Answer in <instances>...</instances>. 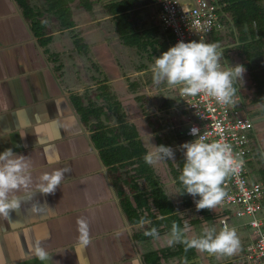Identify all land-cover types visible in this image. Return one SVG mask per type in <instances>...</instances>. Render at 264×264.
Returning a JSON list of instances; mask_svg holds the SVG:
<instances>
[{
	"label": "crops",
	"instance_id": "1",
	"mask_svg": "<svg viewBox=\"0 0 264 264\" xmlns=\"http://www.w3.org/2000/svg\"><path fill=\"white\" fill-rule=\"evenodd\" d=\"M155 6L153 4V9ZM72 18L73 26L59 29L58 35L51 32L50 41L40 44L18 1L0 0V153L11 148L17 154L29 156L33 164L34 179L31 189L34 195L31 199L27 198L23 191L17 193L23 198L20 210L11 212L8 219H0V264H41L32 254L37 242L52 255L51 264L226 263L222 262L223 255L209 254L194 248L189 259L169 254L183 245L167 244L173 221L181 223V228L184 227L185 221L179 216V208L167 195V191H164L158 177L156 180L159 187L174 207L167 215L171 217L170 227L165 226L163 221L154 226L159 232L158 238L146 236L144 233L150 223L141 225L140 221L134 222L123 211L119 184L114 179L110 165L100 156L99 148L93 139V129L82 121L72 99L73 95L84 96L87 88L80 86L77 78L75 82L79 81L76 82L79 83V87L73 88L72 76L68 75L67 71L59 73L57 71L59 67L52 64L54 60L50 58L51 52H47L55 42L53 36L61 47L62 41L67 39L64 37L66 33L62 31L72 29L76 30L77 34L72 40L81 39L78 43L73 41L76 52H83L85 56L91 51L98 59L102 52L105 53L107 49L113 50L110 43L113 41L109 30L97 29L94 26L85 27L83 22H78L75 12H72ZM102 18L109 20L113 25V38L118 37L120 43L124 44L115 31L111 15L106 10ZM90 21L88 26L95 23L97 26V19L91 18ZM216 36L219 35H213L212 43H218ZM100 46L102 48H99ZM110 57L111 60L114 59L113 51L108 59ZM102 58L105 57L101 56ZM110 62L101 64L107 67ZM109 67L113 68L112 64ZM99 83H109V78L92 84V87L99 88ZM163 110L164 107H160L155 112L158 114ZM133 123L136 124L140 139L146 147L144 135L149 132V127L142 123L141 130L136 122ZM166 130H169L165 134L167 139L179 141L177 144L180 146L187 142L179 129ZM167 146L170 147L171 144ZM257 158L259 157L256 156ZM170 163L172 164L171 161ZM257 164L254 159L252 167L255 169ZM63 167L69 168L70 171L65 173V180L54 194L37 192L35 181L43 172ZM256 170L261 180L264 171L261 172L260 169L254 171ZM172 177L175 179L173 174ZM252 178L258 179L256 175ZM143 181L144 184L141 181H131V184H126L128 189H125V183H122L124 193L132 203L133 196L141 195L147 190L145 189L147 180ZM175 181L179 182L176 179ZM133 183L135 187L131 188L130 185ZM33 204L43 211L34 213ZM191 204L188 206L183 204L181 210H189ZM214 210L218 211V206ZM139 211L147 213L142 208ZM202 211L205 213L204 219H210L206 217L211 211L207 212L208 209ZM80 217L88 218L92 240L83 248L78 244L77 219ZM153 218L145 219L151 222ZM215 220L214 228L220 230L217 216ZM196 221L194 219L187 223L189 225L187 232L192 233L191 238L197 237L194 233L198 227ZM238 222L237 219L236 221L231 219L232 227H243L248 236L247 243L250 240V230L237 224ZM199 224L202 228L210 227L204 220ZM214 259L219 261L212 262Z\"/></svg>",
	"mask_w": 264,
	"mask_h": 264
},
{
	"label": "clouds",
	"instance_id": "2",
	"mask_svg": "<svg viewBox=\"0 0 264 264\" xmlns=\"http://www.w3.org/2000/svg\"><path fill=\"white\" fill-rule=\"evenodd\" d=\"M218 47L216 43L202 41L177 42L155 58L151 69L153 83L179 86L184 96L204 95L213 98L221 106L233 105L238 91L235 85L242 82L246 69L239 64L224 69L220 62L223 52ZM190 135L196 139L180 146L183 149L184 164L178 177L183 187L179 194L192 196L198 211L213 210L225 200V181L238 173L243 161L238 159L231 145L223 138L207 142L205 135L195 126L190 129ZM154 149L144 156L146 164L154 166L162 161L175 162L172 147L160 145L154 146ZM69 171V168L63 167L43 172L35 181L37 192L54 194L65 180V173ZM33 184V164L29 156L17 154L11 148L0 153V219H8L11 212L20 210L23 198L17 193L23 191L31 199L34 195L31 191ZM32 211L36 213L43 209L33 204ZM147 223L150 221L141 218V225ZM188 230L187 222L183 228L173 223L167 244L173 246L182 243L186 248L224 256H231L240 248L236 229L227 224L219 232L214 227L204 228L199 237L191 239L186 238ZM77 231L79 246L87 247L92 242L88 218L77 219ZM144 234L159 237L155 227ZM32 254L41 264L52 262V255L40 242L36 243Z\"/></svg>",
	"mask_w": 264,
	"mask_h": 264
},
{
	"label": "rangeland",
	"instance_id": "3",
	"mask_svg": "<svg viewBox=\"0 0 264 264\" xmlns=\"http://www.w3.org/2000/svg\"><path fill=\"white\" fill-rule=\"evenodd\" d=\"M76 2L77 0L71 2V7L72 12L76 13L78 22H83L82 24L88 28L94 26L97 29L104 28L105 30H109L108 32L111 34L110 38L113 41L110 43L113 47L112 51L114 59L112 58L113 60H111V57L108 59L112 54L110 49H107L105 53L102 52L98 56V59L97 55L91 51H89V55L86 56L83 52L77 53L72 40V37H76L77 34L75 33L76 30L74 31V29H72L67 32L62 31V33H66L64 37H67V39L62 41L61 47L58 40H55L53 36V41L55 42L48 48L52 53L50 58L51 60H54L52 64L59 67L57 70L59 73L62 74L67 71V74L72 76L71 78L74 79V82H71L73 88L79 87V83H76L79 81L80 86L85 87V89L87 88L85 90V95L82 96L83 103L85 105H100L102 107L99 117L100 120L98 121L103 125L107 127L115 126L119 116H122L125 121L136 122L139 127H141L142 123L147 125L149 127V132L144 135V139L146 140V154L148 151H154V146H158L156 142L157 136H160L163 140L167 139L165 134L169 132V130L164 128L162 122L168 118L167 114L169 111L167 107L169 104L167 100L169 101L172 95H174L173 91L170 90L166 84L162 83L156 85L153 83V73L151 69L155 58L159 56L155 53H149L144 50L137 51L134 47L121 44L118 37L113 38V25L109 20L102 18L105 14L102 1L93 4L90 10L76 6ZM258 3H260L264 10V0H258ZM155 7L154 10L155 13H157V6ZM46 16L47 14L44 13L43 17ZM230 17L227 19L229 20ZM91 18L97 19V26L96 23L93 25L90 24V26L87 25L91 22ZM59 29L64 28H58V25L54 24L51 32H54V35H58ZM237 32L238 29L236 30L232 21L226 22V28L221 34V39L217 40L218 43L216 44L219 46L218 50L223 52L221 61L223 62L224 69L237 64L243 65L246 69L242 82H238L236 85L242 90L245 100L254 107L253 113L257 117L260 150L257 155L259 158L255 159V164L258 162L255 169H260L262 172V170L264 171V98H261L258 101H254L253 99L260 93V87L262 91L264 90L262 85V79L264 76L255 73L258 69L257 67L260 57L257 55L252 59L249 58L245 52V43L234 37V35H237ZM99 48L102 47L100 46ZM101 56L105 58L101 59ZM108 62L112 64L113 68L109 67L110 64L107 65V67H104L105 65L101 64ZM98 63H100V65ZM75 78L79 81L75 82ZM105 78H109V83H106V85L108 86V92L112 95H106L101 88L96 86L94 88L92 87V84L103 82L105 81ZM100 84L101 83H99V85ZM98 93L101 96L97 95ZM160 107H164V110L157 114L155 111ZM251 109L252 108H250V110ZM90 123L96 124V120L92 117ZM170 141V147L173 148L175 153V162L169 160V162H172V165H170L168 161H162L154 166L150 165V167H152L155 177H158V180L163 185L164 191H167V195L179 208V216L184 218V221L187 223L192 222L194 219L197 220L196 223H198V227L195 228L196 231L194 233L197 234L198 237L204 229L199 224L200 221L204 220L210 225V227H215L214 224L216 223V220L215 217L204 219L205 213L202 210L198 211L196 209L193 197L187 193L179 194L183 191V187L179 182L173 179L171 166L175 167V165H177L178 157L183 153V149L177 144L179 141H174L172 139H170ZM255 169L252 167L251 177L256 175L257 178L260 179L259 172L257 170L254 171ZM121 171L125 177L134 173L133 168L130 166L122 167ZM143 180V178H136L134 181H141L142 184H144ZM261 180L264 182V174H261ZM146 184L147 183H145V185ZM125 189H128V185L126 184ZM187 196L193 200L191 207L189 210H181L183 208V200ZM209 211L214 213L215 210H208L207 212ZM233 220L236 221L235 218H233ZM235 229L240 239V248L231 256L223 255L222 262L232 261L234 264H238L237 256L243 250V246H245L248 236L244 232L243 227H236ZM216 231L219 232L218 229ZM191 234L192 233L187 232L185 235L190 239L192 237ZM174 248L176 247H173V249ZM180 260L183 262L182 258H180ZM217 261L219 260H212V262Z\"/></svg>",
	"mask_w": 264,
	"mask_h": 264
},
{
	"label": "trees",
	"instance_id": "4",
	"mask_svg": "<svg viewBox=\"0 0 264 264\" xmlns=\"http://www.w3.org/2000/svg\"><path fill=\"white\" fill-rule=\"evenodd\" d=\"M17 1L40 44H46L50 41L52 37L51 29L54 24L58 25V28H69L74 25L71 8V2L74 0ZM98 1L103 2L104 9L111 15L115 31L124 44L135 47L137 51L144 50L158 56L171 47V35L164 31L155 20L154 0H77L76 6L90 10L93 4ZM226 2L224 9L231 16L229 21H232L236 30L238 29L237 35H234L235 39L245 43V52L250 59L257 55L260 57L258 69L255 73L264 76L263 8L258 0H226ZM44 13L47 14L46 17H43ZM215 39L220 40L221 36H216ZM78 40L81 39L74 38L73 41L78 43ZM48 51L49 49H47ZM262 85L264 87V77ZM99 88L103 89L102 91L106 95H112L108 92L106 84H100ZM259 90L260 93L253 99L254 101L264 98V90L262 91L261 87ZM81 97L73 95L72 99L82 121L93 129V139L99 148L100 156L106 164L110 165L114 179L119 184L118 190L122 196L121 205L127 217L134 222L140 221L141 218L154 217L147 230L163 221L166 224L165 226L170 227L172 225L169 223L171 217H167V215L173 211L174 207L159 187L152 167L144 161L146 147L140 139L136 124L125 121L122 116H119L115 126L107 127L98 121L100 120L102 107L100 105H85ZM92 117L96 120V124L90 123ZM156 141L158 146H167L171 143L169 139L164 141L160 136H157ZM183 164L184 156L180 155L177 165L175 167L171 166L172 174L178 181ZM170 165L172 164L170 163ZM126 166L133 168L134 173L125 177L121 168ZM135 178L147 180V188H145L147 190L142 192L141 195L133 196L134 203H132L129 197L125 195L122 183L129 185ZM130 186L131 188L135 187L134 183ZM196 199H199V197H196ZM191 203V198L186 197L183 200L185 206ZM140 208L145 209L147 213L140 212ZM219 213V211L209 213L206 218L215 217ZM178 225H181V223ZM192 249L186 248V245L183 244L176 251L169 254L180 255L189 259L193 254ZM223 264H233V262L229 261Z\"/></svg>",
	"mask_w": 264,
	"mask_h": 264
},
{
	"label": "built area",
	"instance_id": "5",
	"mask_svg": "<svg viewBox=\"0 0 264 264\" xmlns=\"http://www.w3.org/2000/svg\"><path fill=\"white\" fill-rule=\"evenodd\" d=\"M154 4L155 20L171 35V47L179 41L212 43L213 35L221 36L230 17L224 9L226 0H154ZM167 87L174 95L168 102V118L162 122L165 129H179L190 142L196 139L190 135L195 126L207 142L223 138L243 161L238 173L225 181L227 196L217 205V219L220 228L232 227L235 218L250 230V240L237 256L240 264H264V182L251 177L252 161L260 150L257 117L237 85L235 103L229 106L204 95L184 96L179 86Z\"/></svg>",
	"mask_w": 264,
	"mask_h": 264
},
{
	"label": "flooded vegetation",
	"instance_id": "6",
	"mask_svg": "<svg viewBox=\"0 0 264 264\" xmlns=\"http://www.w3.org/2000/svg\"><path fill=\"white\" fill-rule=\"evenodd\" d=\"M242 91V90H241ZM244 95V94H243ZM245 99V98H244ZM247 102V105H248V107L249 108H252V111L254 110V107L252 106V105H250V103L248 102V101H246ZM252 106V107H251Z\"/></svg>",
	"mask_w": 264,
	"mask_h": 264
}]
</instances>
